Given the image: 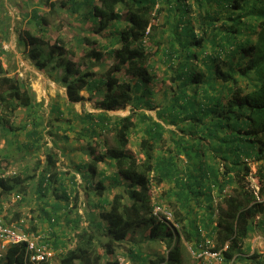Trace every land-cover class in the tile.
<instances>
[{
    "label": "trees",
    "instance_id": "1",
    "mask_svg": "<svg viewBox=\"0 0 264 264\" xmlns=\"http://www.w3.org/2000/svg\"><path fill=\"white\" fill-rule=\"evenodd\" d=\"M157 2L60 0L58 4L49 0L46 13L71 15L88 7L83 19L95 23L94 31L101 33L109 29L111 40L103 46L112 59L108 66L103 52L95 46L84 53L83 58L89 62L81 68L71 59L77 55L76 50L66 47L63 38L56 37L50 43L30 30L18 33L17 43L24 47L37 69L48 66L61 69L59 81L69 101L82 100L84 89L96 90L102 94L100 108L112 110L131 105V111L113 122L103 112L86 114L89 131L96 133L94 126L97 125L112 133V145L98 152L90 145V159L80 165L88 186L90 175L104 172L97 168L100 162L110 160L115 167L109 177L117 190L110 199L106 198V190L111 187L104 184V173L93 185L92 206L102 218L95 225L107 233V238L101 241L103 253L96 249L94 234L84 227L75 233V246L60 262H30L26 242H19L7 246L0 264H99L104 255L114 252L118 242L125 240L130 229L142 224L149 225V240L167 239L168 246L171 240L175 243L169 246L164 257L155 258L143 256L133 247V258H139L140 264H183L189 256L181 250L185 244L190 245L194 254L207 248L222 254L224 261L233 262L235 258L241 259L239 246L254 229L253 218L262 214L259 223H264V200H258L264 186L255 194L254 190L238 184L232 188V194H224L233 182H239L243 171H248V160L256 162L259 180L264 177V0ZM155 5H158L157 14L166 12L161 23L163 31L170 29L171 41L165 47L160 45L163 38L155 39L153 33L156 27L151 11ZM46 13L33 10L31 17L38 27L50 21ZM145 34L149 40L155 39L158 53L168 63L164 80L169 86L155 104L148 96L152 93L148 84L154 77L147 69L150 54L144 47ZM93 63L103 68L98 77L91 67ZM119 72L130 78L118 76ZM31 103L28 89L5 73L0 59V106L6 110L4 121L8 129L21 126H12L7 117L20 105L30 107ZM142 106L156 108L159 120L134 110ZM160 119L173 125L174 133L187 134L183 140L173 138L171 150L153 155L154 144L163 140L166 131ZM136 128L142 131L139 144L145 153L140 160L125 150L128 136ZM27 133L30 137L35 131ZM181 153L185 155L183 161L179 159ZM5 168L0 165V173L4 174L0 177L3 194L15 191L19 181L17 176H6ZM40 174V192L45 194L51 188L56 193L61 187L62 194L57 197L67 202L69 195L59 177L56 154H46ZM152 181L156 185L168 183L159 196L171 209L169 214L177 227L166 215L155 214L154 206L159 204L151 202L148 193ZM24 189H16L17 194L19 191L24 194ZM216 198L220 201L215 204ZM59 206L52 204L53 209ZM15 215L19 216L17 212ZM65 221L67 225L72 222L68 218ZM49 222L53 225L56 217L50 216ZM24 229L39 234L33 225ZM50 233L52 238L42 235V239L54 249L59 238L55 232ZM251 258H257L255 264H264L257 252ZM106 264L117 262L106 261Z\"/></svg>",
    "mask_w": 264,
    "mask_h": 264
},
{
    "label": "rangeland",
    "instance_id": "2",
    "mask_svg": "<svg viewBox=\"0 0 264 264\" xmlns=\"http://www.w3.org/2000/svg\"><path fill=\"white\" fill-rule=\"evenodd\" d=\"M52 1L60 3V0ZM187 1L198 4L197 0ZM48 2L49 0H0L1 63L5 73L22 83L32 98L30 107L20 105L10 117H7L12 126H21L16 127L15 130L8 129V123L4 121L6 110H2L0 106V165L6 167L3 172L6 176H17L19 179L15 184L17 185L15 191L4 194L0 192V218L7 223L20 222L24 227L33 225L36 228L35 232L49 239L52 238L50 232H55L59 243L58 247L53 249L54 253L49 260L50 262H60L61 258L75 246V233L84 227L90 229V232L94 234L96 249L99 253H103L101 241L107 238V233L95 225L102 218L95 213L97 209L92 206V202L95 201L93 185L104 173L106 175L104 184L111 187L110 190H106V198L110 199L117 190V187L111 185L109 177L115 170L113 162L110 160L97 165L98 170H104V172L90 175V186L87 184V179L81 175L80 165L90 159V145L97 152L98 150L104 151L106 147L112 145V133L107 129H101L95 125L94 128L97 132L89 131L90 122L87 120L86 114L103 112L113 122L119 117L129 114L131 105L104 110L99 107L102 94L96 90L85 89L81 91L84 96L82 100L69 101L65 87L59 81L61 69L56 66H48L42 70L35 67L28 58L24 47L17 43L18 33L22 30H30L34 34L43 36L50 43H53L56 37L63 38L66 47L76 50L77 55L72 56L71 59L76 60L81 68L89 62L87 58H83L84 53L93 46L103 52L106 66L112 64V59L108 57L106 49L103 47L111 40L109 29H104L101 33L94 31L97 27L95 23L89 19H83L88 7L71 15L55 14V11L50 14L46 13L49 10L46 5ZM157 3L161 4L160 0ZM157 7L158 5H155L151 11V20L156 27L153 33L155 39L163 38L160 45L165 47L171 41L170 29L163 31L165 28L161 22L166 12L162 11L157 14L155 12ZM34 9L39 13H46L50 21L38 27L31 17ZM154 40H149L147 34L144 35V47L150 54L147 69L154 77L148 84L152 92L148 96L155 104L163 98L162 91L169 86V82L164 80V72L167 70L168 63L162 60ZM91 67L95 70L97 77L103 72V68L99 64L93 63ZM118 76L124 79L130 78L129 75H123L122 72H119ZM134 110L144 112L159 120L156 117V108L142 106ZM160 120L166 131L163 140L154 144V149L151 152L153 155L165 153L168 149L171 150L174 147L173 138L174 140H183L187 134L182 131L174 133L173 125L167 124L165 119ZM22 126L24 127L22 128ZM30 131H35V134L29 137L27 132ZM141 136V129L136 128V131L129 134L125 147V150L138 160L145 154L140 149ZM48 152L56 154L59 177L69 195L67 202L62 197H57V194L58 196L62 194L61 187L56 189V193H53L51 188L45 194L39 190L40 173L45 165ZM215 157L216 160H221L220 157ZM179 159L180 161L185 160V155L181 153ZM246 163L248 171H243L239 182H233L232 186L225 189L224 194H232V188H237L238 184H243L245 188L259 194L264 186V177L260 181L256 175V162L248 160ZM151 185L148 190L151 202L159 204L154 206L155 214L160 217L166 215L168 220L176 226L169 214L171 209L160 200L159 196L162 190L167 188L168 183L162 182L156 185L152 181ZM19 187L25 188L24 194L21 193L22 191L17 194L16 189ZM261 199L264 200V191L261 196H258V200ZM219 201L220 198H216L215 204ZM54 202L60 205L56 209L52 208ZM65 203H68L67 208L64 207ZM16 212L19 214L18 217H15ZM50 216L52 219L56 217V222L53 225L49 222ZM261 217L262 214H257L253 218L254 229L249 232L239 246L241 259L234 257L235 264H255L257 258H251L253 252H257L264 260V223H259ZM66 218L72 221L70 225H67ZM148 235L149 225L142 224L139 227H133L129 230L125 240L116 244L114 252L104 255L99 264H106V261H116L117 264H140L139 258H133L135 255V251H131L133 247L143 256L148 255L155 258L157 256L164 257L169 246L175 243L174 240H171L168 246L169 240L152 241L147 238ZM185 246V248L181 247V250L183 253H188L189 256L183 264L233 263L231 260L224 261L220 253L216 257L201 255L198 252L194 254L189 244H185Z\"/></svg>",
    "mask_w": 264,
    "mask_h": 264
},
{
    "label": "built area",
    "instance_id": "3",
    "mask_svg": "<svg viewBox=\"0 0 264 264\" xmlns=\"http://www.w3.org/2000/svg\"><path fill=\"white\" fill-rule=\"evenodd\" d=\"M4 174L0 173V177ZM22 223H7L0 218V259L5 256V250L9 244L26 242V254L30 262L49 261L53 255V249L42 239V235L28 233ZM201 255L216 257L219 252H213L205 248Z\"/></svg>",
    "mask_w": 264,
    "mask_h": 264
},
{
    "label": "crops",
    "instance_id": "4",
    "mask_svg": "<svg viewBox=\"0 0 264 264\" xmlns=\"http://www.w3.org/2000/svg\"><path fill=\"white\" fill-rule=\"evenodd\" d=\"M1 207V206H0ZM252 231V230H251Z\"/></svg>",
    "mask_w": 264,
    "mask_h": 264
}]
</instances>
